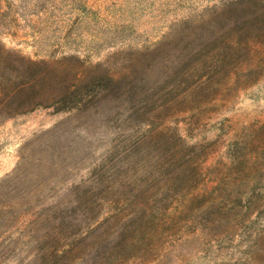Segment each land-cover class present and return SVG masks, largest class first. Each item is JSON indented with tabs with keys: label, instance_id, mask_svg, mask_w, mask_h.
<instances>
[{
	"label": "rangeland",
	"instance_id": "obj_1",
	"mask_svg": "<svg viewBox=\"0 0 264 264\" xmlns=\"http://www.w3.org/2000/svg\"><path fill=\"white\" fill-rule=\"evenodd\" d=\"M0 43L56 67L0 99V264H55L73 233L113 213V184L156 159L162 139L126 155L153 129L171 132L167 153L195 152L194 193L217 186L231 152L264 155V0H0ZM259 166L254 183L221 184L238 205L260 199L218 226L200 225L216 213L211 200L179 215L171 198L122 261L114 245L128 233L111 232L98 248L81 239L66 264H264ZM134 210L119 217L143 220Z\"/></svg>",
	"mask_w": 264,
	"mask_h": 264
},
{
	"label": "trees",
	"instance_id": "obj_2",
	"mask_svg": "<svg viewBox=\"0 0 264 264\" xmlns=\"http://www.w3.org/2000/svg\"><path fill=\"white\" fill-rule=\"evenodd\" d=\"M55 68L54 64L34 61L8 51L0 43V99L5 97L6 101H9L18 95H22L36 78V76L31 77V72L43 71L44 74L39 75L38 81L54 71ZM18 81L19 84H17ZM52 102L54 103L51 104L58 103V101ZM5 105L7 104L5 103ZM160 139H162V143L158 147L154 161L152 160L148 165L141 164V169L138 168L137 163V172L133 176L128 179H125L124 176L120 177L118 183L113 184V186L116 184L117 190L112 193L110 201H107L113 207V213L109 214L103 221L98 222L97 225L91 226L84 233L79 235L76 232L73 233V237L67 246L54 251L55 264H66L68 257L75 250L82 248L84 242L81 239L89 240L88 245L91 243L92 246L98 248L107 241V236L111 232L117 236L121 233H128V236L117 241L114 245V248L117 249V259L122 261L125 257L122 253L124 248L131 249L135 246L136 240L146 239L151 233V229L154 228L153 231L157 230L159 226L154 222L155 219L152 220L153 214L156 210L166 209L171 198L178 201L177 210L179 215L189 211L193 212L201 200H211L217 206L216 213L212 218L203 219L200 222V225L209 228L208 230L218 226L225 219V214H232L241 207L249 208L260 199L258 193L254 192L255 194L249 197L247 204L238 205L233 195H228V191L225 192L221 184L227 185V189L231 190L246 183L247 179L253 180V183L256 182L260 173L259 164L264 165V155L257 153V160L252 162L247 156L236 154V151L231 152V162L225 166L227 173L224 174L223 170L219 169L215 175L217 186L206 193H194L200 181L199 164L195 159V152L181 145L174 153H167L164 145H168L173 139L167 127L151 130L149 136L147 135L138 139L135 144L133 143L132 147L126 150V155L128 156L134 152L132 149L135 145L142 144L147 140L158 142ZM250 151L249 156L253 157L255 155L253 149H250ZM261 158H263V161L259 163ZM125 164L129 166L133 163L127 161ZM249 175H252V178ZM129 186L133 188L130 194L126 193V188ZM120 203L121 205H119ZM134 208L144 211L145 217L143 220L134 224V222L127 223L125 221L127 217L125 219L119 217L120 210H123V213L129 211V215L136 211ZM178 217V215L171 216L169 223L175 221ZM227 218L230 219L233 216H227ZM122 223L124 225L115 230L117 225ZM161 224L163 225L162 222L159 223V225ZM260 248L264 251V245H261Z\"/></svg>",
	"mask_w": 264,
	"mask_h": 264
}]
</instances>
